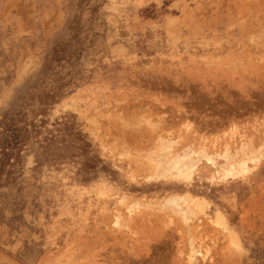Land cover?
Wrapping results in <instances>:
<instances>
[{
  "label": "rangeland",
  "instance_id": "obj_1",
  "mask_svg": "<svg viewBox=\"0 0 264 264\" xmlns=\"http://www.w3.org/2000/svg\"><path fill=\"white\" fill-rule=\"evenodd\" d=\"M262 155L264 0H0V264H264Z\"/></svg>",
  "mask_w": 264,
  "mask_h": 264
},
{
  "label": "bare ground",
  "instance_id": "obj_2",
  "mask_svg": "<svg viewBox=\"0 0 264 264\" xmlns=\"http://www.w3.org/2000/svg\"><path fill=\"white\" fill-rule=\"evenodd\" d=\"M189 128V127H188ZM236 130L232 131V135L235 134ZM176 141H162L159 143L158 148L156 149V156L149 162V169L154 177H173L174 179L180 181L189 180L193 172L196 170L197 166L201 162H205L211 166H215V158L222 157L224 160L223 164L220 166V169L216 171V175L219 180H225L228 178H235L238 175L244 174L249 170L247 166V160L258 159L261 156L256 154L254 157L246 155L244 152L240 159H236L235 155L228 153V150H224L223 154L215 153V157L209 155L205 148L199 147L195 150L193 149H183L179 153H174L171 150L172 144ZM264 155H262L263 157ZM254 161V160H253ZM166 174V175H165ZM182 201L187 204V211L190 213H185L181 211L178 207L175 206V201H169L170 206L174 208V211L177 213H182L181 217L184 221H188V215H194L195 209H200V204H196L194 199H191L188 196H184ZM195 253L196 251L193 250ZM202 258L207 256V251L204 253H199ZM191 256H189V261Z\"/></svg>",
  "mask_w": 264,
  "mask_h": 264
}]
</instances>
